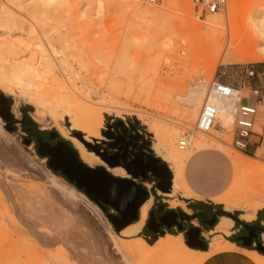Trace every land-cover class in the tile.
Wrapping results in <instances>:
<instances>
[{
	"label": "rangeland",
	"instance_id": "374dc122",
	"mask_svg": "<svg viewBox=\"0 0 264 264\" xmlns=\"http://www.w3.org/2000/svg\"><path fill=\"white\" fill-rule=\"evenodd\" d=\"M170 1L148 5L138 0H59L54 5L38 1L34 5H22L0 0V12L3 8L10 10L25 23L23 26L14 25L13 30H0V39L14 36L18 41H25L26 44L23 43L29 49L24 51L30 54H24L33 56L34 60L50 53L52 59H64L63 65L70 72L71 82L93 103L90 119L98 120L102 136L88 142L82 132L71 129L66 114L61 115L62 118L52 114V106L36 107L37 104L20 95L21 90L16 85L5 83L0 88V94L8 99L13 117L12 130L8 131V124L0 116V128L3 127L0 131V264H177L174 261L183 264L170 255H164L165 259L161 255L141 261L126 249L118 252L111 241L113 236H119L123 246H131L136 241L123 238L117 232L108 219L109 214L117 216L115 211L103 212L90 198L50 170L49 159L38 154V135L43 138L55 134L59 141L72 147L69 138L93 145L107 139L104 134L113 121L131 122L147 135L152 148L154 137L147 130V121L166 119L177 128L181 138L195 141L206 137L208 143L203 149H217L245 165V169L233 165V171L210 155L196 156L195 162L186 165L185 172L191 188L204 194L200 201L211 204L212 210L238 219L241 216L244 223L253 221L255 215L264 210V109L259 111L257 135L252 139L256 148L249 156L232 148V130L217 129L219 139L212 140V134L195 132L196 119L189 124L184 118L187 109L184 100L190 88L198 86L202 79L208 84L215 76L224 74V82L241 90L245 97L251 95L249 89H244L245 71H261L264 59L251 61V52H246L243 61H237L236 53L227 47V41H232L234 34H251V17L258 16L264 22V0H229L227 11L220 17L226 18L232 11L231 31L218 37L220 43L222 36H226L225 48L222 47L223 51L218 55L209 52L210 40L203 29V24L212 16L199 20L192 0L187 12L169 6ZM125 3L129 4L128 7ZM156 14L160 18L155 17ZM191 22L199 24L201 31L192 32ZM29 28L33 30L31 33ZM11 62L3 64L8 67ZM25 78V81L35 80L32 85L46 102L53 100L51 105L63 93L61 77L60 84L52 74L46 75L44 80L32 75ZM251 84L264 91V77L256 78ZM261 107H264V93ZM61 130L68 138L62 136ZM76 134L82 135V140ZM194 141L189 149L196 151ZM176 147L181 150L177 142ZM159 159L171 171L169 165ZM213 173L220 179L215 186L210 183ZM171 174L173 185L172 171ZM56 182L73 190L72 200L55 190ZM152 182L154 180H150V185ZM156 190L157 194L151 190L152 195L162 205L186 216L194 215L186 201L194 195L187 187L173 198L164 196L172 192L164 194ZM80 194L98 208L103 221L81 203ZM260 220L261 217L256 222ZM194 224L199 226L198 221ZM233 226V220L221 214L215 228L204 229L207 248L206 251L197 250L202 258L199 264H264V255L256 251V244L249 250L229 242L234 237L223 235L231 236ZM180 233L176 230L167 234L182 235ZM261 238L264 246V235ZM183 243L189 248L185 235ZM209 254L219 257L211 262L205 261L203 258Z\"/></svg>",
	"mask_w": 264,
	"mask_h": 264
},
{
	"label": "bare ground",
	"instance_id": "6f19581e",
	"mask_svg": "<svg viewBox=\"0 0 264 264\" xmlns=\"http://www.w3.org/2000/svg\"><path fill=\"white\" fill-rule=\"evenodd\" d=\"M37 1L41 3L43 2L44 4L54 5L59 0L58 1L57 0H11L12 3L18 2L19 4L22 5L24 4L28 5V3L34 5V3H36ZM128 5H129L128 3H125L126 7H128ZM169 6L179 7L184 12H187L189 11L191 4H190V0H172L169 2ZM230 12H229L230 16L228 15L226 18L220 17L221 14L214 15L211 17V19L207 20L203 24L204 26L203 29L205 30L208 39L210 40L209 43L210 46L208 48H210L211 51L209 52H212L211 54L218 55L221 52V50L223 51L222 47H224L226 36L225 35L222 36L220 43L218 41V37L224 34L225 31L228 32L231 31L229 23L231 19L230 17L233 14L232 11ZM14 15L15 14L11 13L10 10H6L4 8L2 9V11L0 12V30L9 31V29L13 30L12 28L14 25L15 26L25 25L23 20L21 21L17 19L15 17L16 15L15 16ZM155 17L160 18V15L156 14ZM190 26H191L190 28L191 31L196 34L197 32L201 31V27L199 24L191 22ZM251 28L253 31L251 34H247V35L234 34L232 41L230 39L227 41V47H231V49H234V52L236 53L235 56L238 59L237 61H243L242 57L246 52H251V58H250L251 61H262L264 59V22L261 19H259L258 16H253L251 17ZM190 29L188 30L189 32H191ZM28 31H30L29 33H31L33 30L32 28H29ZM16 39L14 36L9 37V39H2V40L0 39V88H3L5 83L12 86L16 85L21 90V94L20 93L19 94L22 95L23 97H27L30 103H35V105L37 104L36 107L37 106L40 107V105L44 108L45 106L48 107L52 106L51 109L52 114L58 117L60 116L62 118L63 116L61 115L66 114V117L69 118V121L72 125L71 129L82 132L84 134V139L86 141L90 142L92 139H98V140L101 139L102 138L100 132L101 126L98 124V120L93 118L90 119V115L93 113V109H92L93 103L88 96L83 95L81 90L75 84L72 83L73 81L71 82L72 77L69 76L70 72L68 73L63 65L64 59L58 61L53 56L52 57L54 59H52L51 56H49L51 54L50 53L49 55L48 54L44 56L42 55L40 58H37V60L36 57L34 56L35 57L34 60L32 58L33 56L28 57L25 56L24 54L25 52L24 50L27 48V46L24 45L25 41L22 40L24 42L23 43L21 41H18V38ZM208 48L206 50H208ZM28 54H30V52ZM32 54L33 53H31V55ZM12 60H14V62H11ZM5 61L11 62L12 64L9 63L8 67H5L4 65ZM6 68H9V70L7 69L9 72L7 73L9 75L6 73L5 70ZM50 74L54 76L58 84L61 83L59 81V77H61L64 85L61 86V89H63V93H61V95L57 97V101L55 102V104H53L54 103L53 100L52 101L50 100L51 102H53L52 103L53 105H51L50 101L46 102L47 100L43 99V96L38 91H36L35 87L32 85L33 82L35 83V80L28 79V81H25V79L27 80V78L25 77L29 75H32L33 78H39L41 80H44V77ZM202 80L199 82L198 86L190 88L189 93L186 96L187 98L184 100L187 106L186 111H184L185 112L184 118L189 124H191V122L195 119H196L195 121L198 120L199 116L197 117V115L199 113V110L203 107L204 100L208 98L206 97V86ZM234 94L236 96H240L241 98L245 97V94L242 91L235 90ZM208 102L219 109V115H218L219 127L217 129L226 132H231L235 120L234 115L232 113V111L234 110L233 101L219 98L216 95L215 96L212 95L208 98ZM263 109L264 107L260 108V110ZM147 122H148L147 123L148 127L146 126L147 130L154 137L153 138L154 144L152 147L153 151L159 158H161L169 165L173 173V191L170 195H164L167 196L168 198H173L177 195L182 194L185 190L186 185L184 182V168L189 158L195 152V150L189 149L192 146V141H194V139L192 140V138H188V139L181 138L177 128L173 126V123L171 121H168L166 119H164V121L148 120ZM217 129H215L211 133L212 140H215V138L219 139L218 136L216 135ZM61 134L62 136L67 137L64 130H61ZM79 139L82 140L81 138ZM69 142L79 153L81 161L87 166L91 168L104 167L107 169L109 173L113 174L116 177L127 178V179L129 178L127 173L122 168L120 171H118L116 170L117 168L106 167L105 163L102 162V160L96 154L87 151V149L83 146L84 144L80 142L78 139L69 138ZM176 142L179 143V147L181 150H179L176 147ZM207 143H208V139L206 137H200L194 141L193 147L194 149H196L197 152L199 150H202L205 146H207ZM229 158L233 165L237 166L239 169H245V165L241 163L240 160L235 159L234 157H229ZM91 164H97V165L93 166ZM159 194L161 195V193ZM81 196L85 197L83 194H81ZM148 200L140 208L139 217L137 222L134 223L135 225L133 224L129 226L122 233H120L123 238H131L134 239L136 242L132 243L131 246H123L120 243V237L117 236V240L120 246L123 249H126L129 253H131L135 257L141 259V261L150 260L161 255H163V258L164 255L167 256L170 255L172 257H177L183 264H199L202 260V258L199 255V252L197 250H193L185 247L183 243V235L167 234L166 236L159 238L153 245H149L141 239L140 234L142 232L143 227L146 224L149 211L153 205L152 198L150 197V199ZM219 255H221V253ZM219 255L216 256L215 254H209L207 257L203 259L205 261L211 262L217 259ZM174 262L179 264L176 261Z\"/></svg>",
	"mask_w": 264,
	"mask_h": 264
},
{
	"label": "water",
	"instance_id": "95a60500",
	"mask_svg": "<svg viewBox=\"0 0 264 264\" xmlns=\"http://www.w3.org/2000/svg\"><path fill=\"white\" fill-rule=\"evenodd\" d=\"M0 116L8 124L7 130H12L13 117L11 115V109L8 105V99L0 94ZM77 138H82L80 134H76ZM104 136L108 139H115V136H110L107 133ZM53 137L58 138L57 135L52 134L48 141H44L43 138L38 135V151L45 157L49 158V166L55 172H59L64 175L69 182L76 184V188L84 190L85 195L90 198L94 203H96L105 213L109 210H113L117 213V216L108 215V219L113 223L115 229L118 233H121L125 228L137 222L139 217L140 208L147 202L148 193L140 185L136 184L133 180L122 179L115 177L107 171L104 167L91 168L84 164L79 156V153L75 148L66 144L63 141H58L55 146L50 144ZM125 138V137H123ZM84 146L96 154L102 162L109 168H122L127 173H130L124 166L120 164H115L110 159L103 158L97 151L93 149L91 144L85 141H81ZM153 153V152H151ZM151 158L155 162V168H147V176L133 174L135 180L141 178L143 180L148 179V173L157 177L160 181L158 188L159 191L164 194H170L172 192V174L166 164H162L160 159ZM227 215V213H224ZM190 220L189 217H185ZM233 221H238L233 216H229ZM166 215L160 219H157L154 214L148 222V228L151 225H156L159 229L163 226L171 229L173 225L166 223ZM217 220L211 227H214ZM176 226L179 224L176 222ZM247 228V225H244ZM157 234L164 235L160 230H153ZM187 246L194 250L206 251L207 244L200 240V231L196 228H191L189 232L186 233ZM256 251L264 255V246L257 242ZM251 244H245L246 247H250Z\"/></svg>",
	"mask_w": 264,
	"mask_h": 264
},
{
	"label": "built area",
	"instance_id": "2783aa9c",
	"mask_svg": "<svg viewBox=\"0 0 264 264\" xmlns=\"http://www.w3.org/2000/svg\"><path fill=\"white\" fill-rule=\"evenodd\" d=\"M143 4L158 5L162 0H138ZM199 20H204L210 16L220 15L227 11L229 0H192ZM246 82L244 89H249L251 95L249 97L236 96L234 86L227 84L222 80L224 74L217 75L206 86V97L216 95L219 98L233 101L234 124L232 127V148L244 156L251 155L256 145L252 139L257 135L256 127L258 126L259 111L262 105L264 91L251 84L253 80L264 77V68L261 71L254 69H246ZM241 91V90H238ZM208 98L204 100L199 118L195 126V132L202 135H211L212 131L219 127V109L208 102ZM136 181V180H135Z\"/></svg>",
	"mask_w": 264,
	"mask_h": 264
},
{
	"label": "flooded vegetation",
	"instance_id": "af4514ba",
	"mask_svg": "<svg viewBox=\"0 0 264 264\" xmlns=\"http://www.w3.org/2000/svg\"><path fill=\"white\" fill-rule=\"evenodd\" d=\"M105 133L110 136L114 135L115 139L107 138L103 141H96L91 146L103 158L110 159L115 164L124 166L130 172L127 173L124 170L129 177L128 179L135 180L132 176L133 174L145 175L146 173L147 176V168H155V162L151 158V156L153 155L154 158H156V156L154 153H151L153 152L151 148V142L149 141L147 135L142 134L138 130L137 124H133L131 122L122 123L113 121L108 126V129ZM50 137L51 134H49V136L47 137H43V140L48 141ZM58 141V138L53 137V139L50 141V144L52 146H55ZM162 164L163 163H160V165ZM62 176L65 177L64 175ZM148 178L154 180V184L158 187L160 181L157 179V177L148 173ZM221 214L222 212L219 210H215L210 214L206 212H198L195 215V219H199V223L201 226L210 228V225L213 224L215 220H218ZM165 215L167 220H172V223L174 224H176L177 222L179 226H181V228L184 230L186 229L187 225V232H189L191 228H194L191 218L190 220H187L180 211L168 212L163 208L162 211H158L156 214L158 219ZM262 229L263 227L258 225H249V227L247 228L242 226L239 236L240 242L253 244L258 240L260 243V236L263 232Z\"/></svg>",
	"mask_w": 264,
	"mask_h": 264
},
{
	"label": "crops",
	"instance_id": "0c3cea01",
	"mask_svg": "<svg viewBox=\"0 0 264 264\" xmlns=\"http://www.w3.org/2000/svg\"><path fill=\"white\" fill-rule=\"evenodd\" d=\"M0 131H3L1 128H0ZM201 154H206V155H210V157L212 159H215V161H219L218 163L221 164V165H227L229 166L233 171H234V167H233V164L230 160V158L223 152L217 150V149H214V148H211V149H203V150H199V151H195L192 156L189 158V160L187 161L186 165L188 163H193L195 162V158L196 156L198 155H201ZM157 158V157H156ZM159 159V158H157ZM162 163V162H161ZM217 163V164H218ZM186 165H185V168H184V182H185V185L186 187L188 188V190L194 195V197H190L192 199L190 200H186L187 201V205L190 207L191 211L193 212V216H186L185 214H183V216L185 217H189L191 218L192 220V225L194 226V228L196 229H199L200 231V240L205 242L207 244V242L205 241V237L203 236V234L206 232H204V229L206 230H212L213 228H215V226L218 224V220H220V218L217 220V223L214 227H210V228H207V227H203L200 225L199 223V219H195V215L198 213V212H206V213H211L213 211H215V209H211V204L209 203H206V202H203V201H200L204 198V194L201 193V191L199 190V192L197 191H194L193 188H191V186L188 184V181L186 179V172H185V169H186ZM171 172V171H170ZM119 178V177H118ZM122 179H127V178H122ZM130 180V179H129ZM150 180L151 179H147V180H143V179H137L136 181L133 180L136 184L142 186L148 193V199L151 197L152 200H153V205L149 211V214H148V219H147V224H145V226L143 227L142 229V232H141V237L146 241H155V240H158L159 239V236H164L165 234L167 235V233H172L173 231H176V230H179L183 236L185 235L186 236V233H187V225H186V229H182L181 226H176L174 223H172V220H167L166 219V223L168 224H171L173 225V227L171 229L167 228L166 226H163V230L159 229L156 225H151V228H148V222L151 218V215L154 214V216L157 218L156 214L158 211H162L163 208L164 210H167L168 212H177V210H174V209H171V208H168L164 205H162L161 203H159V201H156V198L155 196L152 195V192L151 190L154 191V193L157 194V190L156 188L158 189L159 191V188L154 184V182H152L150 185ZM200 183V181H199ZM211 184H213L214 186L219 184L220 183V179H219V176L216 174V173H213L212 174V177H211ZM147 185V186H146ZM200 186V185H199ZM155 187V188H154ZM54 188L57 192H59L64 198L68 199V200H72L73 199V196L71 194V191H73L70 187H67V186H61L59 184V182H56L54 184ZM198 190V189H197ZM160 192V191H159ZM80 197H81V203L89 210H91L93 213H95L99 219L101 221H103V218H102V215L100 213V211L98 210V208L93 205L92 203H90L86 198H84L83 196H81L80 194ZM198 198V199H197ZM216 199V198H215ZM116 213V212H115ZM117 214V213H116ZM224 214V213H222ZM163 217V216H162ZM161 217V218H162ZM234 217V216H233ZM261 217V220L257 223L256 221ZM236 218L238 221H233L234 222V226L231 228L230 232L232 231V233L230 234L231 236H227L226 234H223L224 236L226 237H234L232 238V241H229V242H232L234 243L235 245L239 246H243L242 248H247V249H251L253 246H255V243H253L249 248L245 246V244H251V243H245V242H240L239 240V236H240V232H241V227L244 226V225H247L249 227V225H258V226H262L263 229H262V234L260 236V243L262 244L263 243V240H262V235H264V210H261L260 212H258L256 215H255V219L251 222H248L246 221L245 223L243 222L244 220L241 219V216L239 217V219L237 217H234ZM158 219V218H157ZM194 221H198L199 223V226H196L194 224ZM137 224V223H136ZM135 225V224H134ZM131 226V225H130ZM238 226L239 230L235 231L236 227ZM129 227V226H128ZM127 227V228H128ZM125 228V229H127ZM124 229V230H125ZM123 230V231H124ZM153 230H160L161 233H164V235H161V234H157L155 232H153ZM122 231V232H123ZM153 238V240H151ZM187 238V237H186ZM164 239V238H163ZM111 241L114 245V248L118 251V252H121L122 251V247L120 246L118 240H117V236H113L111 238ZM161 242V241H159ZM149 244V243H148ZM240 247V246H239ZM252 250V249H251Z\"/></svg>",
	"mask_w": 264,
	"mask_h": 264
},
{
	"label": "trees",
	"instance_id": "16d2710c",
	"mask_svg": "<svg viewBox=\"0 0 264 264\" xmlns=\"http://www.w3.org/2000/svg\"><path fill=\"white\" fill-rule=\"evenodd\" d=\"M68 145H69V144H68ZM38 154H39L40 157H43L39 152H38ZM43 158H45V157H43ZM46 159H49V158H46ZM49 168H50V167H49ZM50 170H51L55 175L60 176L61 178H63L64 180H66L68 183H70L71 185H73L74 187H76L75 184L69 182V181H68L65 177H63L59 172H55V171L52 170L51 168H50ZM77 190L85 195L84 190H81V189H78V188H77ZM225 216H228V217H229L228 214L225 215ZM156 241H157V240H155V241H150L149 244H150V245H153ZM239 246H240V247H243V246H241V245H239ZM250 250H251V249H250Z\"/></svg>",
	"mask_w": 264,
	"mask_h": 264
}]
</instances>
